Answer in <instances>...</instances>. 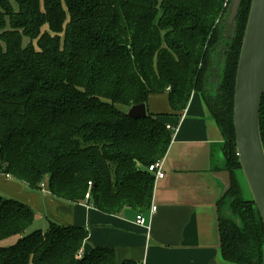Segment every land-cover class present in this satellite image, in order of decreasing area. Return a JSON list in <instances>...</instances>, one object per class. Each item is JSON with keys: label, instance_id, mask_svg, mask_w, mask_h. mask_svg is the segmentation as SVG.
Here are the masks:
<instances>
[{"label": "trees", "instance_id": "16d2710c", "mask_svg": "<svg viewBox=\"0 0 264 264\" xmlns=\"http://www.w3.org/2000/svg\"><path fill=\"white\" fill-rule=\"evenodd\" d=\"M231 0H0V173L27 189L100 211L145 212L154 175L174 129L126 115L150 94L168 93L183 110L193 92L205 103L222 142L230 187L217 201L221 256L264 264V227L243 196L232 120L236 69L251 0L228 25ZM26 39V40H25ZM215 69V70H214ZM125 108V109H123ZM264 144V95L259 112ZM219 169L218 167H215ZM34 210L0 194V264H116L81 226H32ZM120 264H138L124 260Z\"/></svg>", "mask_w": 264, "mask_h": 264}, {"label": "crops", "instance_id": "0c3cea01", "mask_svg": "<svg viewBox=\"0 0 264 264\" xmlns=\"http://www.w3.org/2000/svg\"><path fill=\"white\" fill-rule=\"evenodd\" d=\"M146 107L175 129L162 158L165 175L154 179L147 211L125 206L118 213L103 212L90 200L65 201L50 194L47 186L30 190L2 173L0 192L29 205L40 229L49 221L83 227L91 247L111 248L116 264H232L219 248L217 201L223 185L215 167L220 164L216 149L222 135L216 122L197 92L183 110L170 108L167 92L150 94ZM151 205L156 206L153 214ZM138 214L145 216L144 225L135 223Z\"/></svg>", "mask_w": 264, "mask_h": 264}, {"label": "water", "instance_id": "95a60500", "mask_svg": "<svg viewBox=\"0 0 264 264\" xmlns=\"http://www.w3.org/2000/svg\"><path fill=\"white\" fill-rule=\"evenodd\" d=\"M240 1H230L228 25L235 19ZM263 95L264 0H251L236 69L232 120L240 170L264 227V144L259 127ZM126 115L132 119L146 117V104H132ZM217 152L220 164L215 173L222 181V196L230 187V174L229 171L222 169L223 155L219 146ZM92 249L91 245L85 242L82 246L83 255Z\"/></svg>", "mask_w": 264, "mask_h": 264}, {"label": "built area", "instance_id": "2783aa9c", "mask_svg": "<svg viewBox=\"0 0 264 264\" xmlns=\"http://www.w3.org/2000/svg\"><path fill=\"white\" fill-rule=\"evenodd\" d=\"M166 127L168 129H174V128H171L170 125H166ZM175 131V129H174ZM147 171L152 173L154 175V179H161L164 177V169H163V160L160 159V160H157L151 164H149L147 166ZM45 186L46 184H42V191L45 189ZM88 190L87 192L85 193V196H84V200L86 201H89L90 200V186H91V182H88ZM156 210V206L155 205H151L150 207V214H153ZM135 223L139 224V225H144L145 224V216H143V214H138L136 216V219H135ZM82 248L78 251L77 253V257H81L82 255Z\"/></svg>", "mask_w": 264, "mask_h": 264}, {"label": "rangeland", "instance_id": "374dc122", "mask_svg": "<svg viewBox=\"0 0 264 264\" xmlns=\"http://www.w3.org/2000/svg\"><path fill=\"white\" fill-rule=\"evenodd\" d=\"M10 2H11V4L13 5V7L16 8V6H15L13 0H10ZM25 40H26V39H25ZM216 153H217V155H218L217 149H216ZM217 162H220V158L217 159ZM238 180H239V183H240V185H241V187H242L243 196H244L246 199H250V198H251V196H250V192H249V190H248V188H247V185H246V182H245V180H244V177H243L242 173H240V172H238ZM0 194H1V195H5V193H3V192H0ZM35 227H36V224L33 223L32 226H30V227L26 230V233H30ZM36 228H38V227H36ZM42 228H43L42 230H45L47 227H43V226H42ZM15 241H16V237H11V238H9V239H7V240H4V241L0 242V245L7 246V245H10V244H13Z\"/></svg>", "mask_w": 264, "mask_h": 264}]
</instances>
